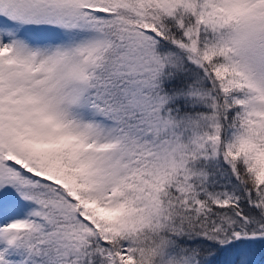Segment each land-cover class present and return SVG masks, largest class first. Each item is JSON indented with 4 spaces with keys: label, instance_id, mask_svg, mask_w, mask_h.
Listing matches in <instances>:
<instances>
[{
    "label": "snow or ice",
    "instance_id": "1",
    "mask_svg": "<svg viewBox=\"0 0 264 264\" xmlns=\"http://www.w3.org/2000/svg\"><path fill=\"white\" fill-rule=\"evenodd\" d=\"M0 264H264V0H0Z\"/></svg>",
    "mask_w": 264,
    "mask_h": 264
}]
</instances>
